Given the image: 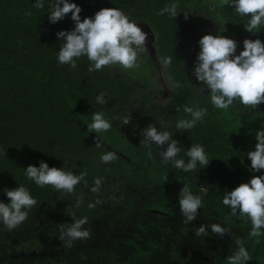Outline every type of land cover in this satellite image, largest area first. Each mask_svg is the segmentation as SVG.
Returning <instances> with one entry per match:
<instances>
[{
    "label": "trees",
    "instance_id": "16d2710c",
    "mask_svg": "<svg viewBox=\"0 0 264 264\" xmlns=\"http://www.w3.org/2000/svg\"><path fill=\"white\" fill-rule=\"evenodd\" d=\"M33 2L0 0V196L4 195V188H14L20 184L36 200V204L27 209V218H31L41 204L54 209L56 192L59 191L50 185L39 187L24 175L25 166L38 165L43 160L50 167L85 174L84 180L74 186L72 193H59L70 198L73 205L72 212L65 218L68 222L73 223L81 217H87V221H90L99 214L93 210L106 202L112 193V190H108L111 173L100 162V156L110 150L143 162L146 171L155 170L163 178H169L168 182L176 188L168 191L166 198L160 201L174 203L177 200L174 198L176 192L183 186L197 195L194 181L188 182L184 177L146 160L121 137L113 120L120 125L129 117L122 110L139 103L137 87L115 73L111 66L89 72L90 62L84 56L77 60L75 69L58 64L56 53L62 41H57L55 33L74 26L69 18L70 13L56 23H49L47 12L51 10L52 0H45L43 8L33 7ZM73 2L81 8V19L91 17L102 7H114L130 20L144 23L152 30L158 61L161 63L162 58L172 57L171 64L166 68L161 64V68L163 77L173 85L174 91L164 104L152 102L149 94L145 101L153 116H161L165 130L171 131L172 138L182 146L178 158L186 161V149L191 144L202 145L206 155L218 161L217 166L221 171L213 173L218 181L223 179L224 184L246 182L253 172L247 166L250 161L245 152L221 142L210 132L203 119L187 131H176L175 123L191 118L184 108L195 107L194 101L201 87L191 72L199 51L197 41L201 27L197 17L202 21L206 17L220 21L224 31L238 42L240 50L245 38H259L264 42V29L256 34L248 33L243 24L247 23L249 17L236 14L234 8L224 4L223 0H175L178 10L175 18L158 14L173 0ZM200 4L204 6V11L198 8ZM101 92L107 98L105 105L98 104L95 99ZM114 109L121 111L115 114ZM94 112H103L110 120L112 126L108 131L93 133L87 130L86 124L91 123ZM96 178L101 180V184L96 192H92L90 189ZM224 191L227 190L220 186L210 188L203 198V202L207 200L209 204H202L200 209H211L220 220L247 219L230 214L229 209L221 203ZM77 199L81 201L79 206H76ZM90 203L93 204L92 208L88 207ZM263 263L264 236L255 245L246 264Z\"/></svg>",
    "mask_w": 264,
    "mask_h": 264
},
{
    "label": "clouds",
    "instance_id": "9594fccd",
    "mask_svg": "<svg viewBox=\"0 0 264 264\" xmlns=\"http://www.w3.org/2000/svg\"><path fill=\"white\" fill-rule=\"evenodd\" d=\"M236 14L248 16V21L243 24L244 29L251 34H256L264 29V0H223ZM45 0H34L33 7L43 8ZM81 8L73 0H52L51 10L47 12L49 23H56L70 13L73 27L70 30H59L55 33L57 41H62L56 53L57 63L68 65L69 69L77 67V60L82 56L90 62L88 71H99L105 66H120L124 69L137 67L138 56L146 47L147 33L138 26L136 21L130 20L121 10L114 7H102L91 17L81 19ZM159 15L175 18L178 14L177 3L165 5L159 10ZM215 35L205 33L199 37L197 43L199 51L196 54L192 75L200 82L202 92L209 94L211 104L220 110H226L238 102L244 106L257 107L264 104V42L259 38L243 39L242 49L237 54V43L233 39L220 33ZM172 62V57L161 60L165 68ZM96 102L107 104L103 92L96 96ZM206 109L200 107H185L184 112L190 119H180L175 123L177 130L187 131L192 129L197 121L206 115ZM130 118L124 120V124ZM112 124L103 112H94L91 123L86 124L87 130L93 133L106 132ZM142 147L148 159L153 158V147L159 149V163L170 165L184 172H197L209 163L202 145L191 144L185 152L187 160L178 158L182 146L172 138V132L165 130L162 123H149L142 132ZM254 148L246 152L250 161L247 165L252 175L246 182H241L231 190L224 191L221 203L226 206L232 216L247 217L250 221L248 236L259 239L264 236V125L254 132ZM96 139V137H95ZM163 150H161V146ZM99 147V144L97 143ZM116 153L108 151L100 156L101 163H110L116 159ZM216 158V157H213ZM24 175L35 185L44 187L50 185L61 193H72L74 186L84 180V173H73L61 167H50L41 160L38 165L29 164L24 167ZM101 180L96 178L90 191L96 192ZM3 193L7 203L0 200V225L12 230L27 218V209L36 204L27 188L18 184L14 188H4ZM80 200L77 199L76 206ZM202 200L198 195L192 194L187 186L179 190L178 211L184 224H191L201 208ZM89 208L93 204L88 205ZM87 217L75 220L61 231L59 239L65 245L71 246L73 241L89 238L90 232L84 225ZM228 228L219 223H201L195 228L193 235L196 237H224ZM236 251L226 258V264H246L250 260L249 251L241 240H236Z\"/></svg>",
    "mask_w": 264,
    "mask_h": 264
},
{
    "label": "rangeland",
    "instance_id": "374dc122",
    "mask_svg": "<svg viewBox=\"0 0 264 264\" xmlns=\"http://www.w3.org/2000/svg\"><path fill=\"white\" fill-rule=\"evenodd\" d=\"M201 6L202 4L198 8L204 11V6ZM197 20L200 23L201 36L205 33H211L210 30L215 26L221 27L218 24L220 21L217 20L215 24L208 17L204 21L197 17ZM137 24L147 33L146 47L144 52L138 56L137 67L124 69L120 66H111V68L115 73L121 74L129 81L135 83L140 90L152 95V102L157 101L164 104L173 93L174 87L163 77V69L153 46L154 35L152 30L144 23ZM216 32L211 34L215 35ZM220 34L234 40L226 31ZM236 43V52L238 54L240 46L237 41ZM206 93V91L202 92L199 90V94L194 101L195 107L207 110L203 120H212V124L215 125L214 131L216 135L229 140L230 144H233L238 150L245 153L252 150L255 144L254 132L264 125V104L252 107L234 102L228 109L220 110L211 104L209 94L207 93L206 95ZM122 111L132 113L133 116L127 124L122 123V125L118 126L116 121L113 120L114 124L127 137L128 141L134 145L135 149L145 155V149L142 147L143 129L149 123H161V116L159 114L153 116L151 110L142 103L129 106ZM113 112L117 114L119 109H114ZM221 118H224L226 122L223 123ZM163 147H166V145L161 146V150H163ZM152 152V159L159 161L160 157L157 154L159 149L153 147ZM116 156L119 155L116 154ZM104 164H109L114 169H112L113 171L128 172L126 168L123 171L117 158L110 163ZM129 166L133 169L131 163ZM207 166L213 169L211 165L208 164ZM207 171L211 172L209 169ZM119 175L121 174L119 173ZM252 175L259 174L251 173L250 176ZM205 181L208 182L209 179H205ZM196 182H204V180L196 178ZM132 183L134 184L133 188L138 184V182ZM239 183L234 181L225 184V189L231 190ZM128 186L129 183H123V190H121L123 197L135 192L133 188L130 189ZM114 188L115 196L119 192V188L115 184ZM56 196L57 202L54 209L51 210L47 205L41 204L31 218H26L14 229L8 230L0 225V264H34L38 262H42V264H60L61 262H66L67 264H90L91 261L99 263L97 261L100 260L102 254L113 251V248H119L120 254H123V251L127 252L129 249H139L142 252L141 255L146 256L151 264H175L171 254H161L160 252L164 250L158 249L157 246L167 243L169 237V235L161 233V225L168 227L170 220L179 221L183 219L178 210L168 216L166 209L158 206H149L148 204H143V202L140 204H102L100 206L102 214L90 224L84 225L90 232L89 238L76 240L69 247L59 237L61 231L72 224L65 221V216L71 211L73 205L67 196H63L59 192H56ZM0 200L5 202V195L0 196ZM123 200V198L115 196V202L123 203ZM129 205L132 206L133 211H131ZM197 218L191 224H187L188 232L192 230V234L201 223L206 225L219 223L211 216L200 217L204 218L200 220L201 222ZM245 220L242 219L240 224L231 225V229L229 228L228 233L222 238L213 236L211 233V237H203L207 247L210 248L209 252H211V248H216L219 244L222 246V253L230 255L236 251L235 241L241 240L249 254L253 253L255 244L262 236L258 240L250 238L248 232L251 226L246 225ZM154 223L160 225L155 226L153 225ZM219 224L224 226L225 223ZM37 245H39V248ZM27 248L30 249L28 251L30 253L25 252ZM180 251L181 248L176 252ZM186 251L188 249L184 252ZM192 253H194V250ZM131 258L136 260L138 257ZM131 264H136V262L133 261Z\"/></svg>",
    "mask_w": 264,
    "mask_h": 264
},
{
    "label": "flooded vegetation",
    "instance_id": "af4514ba",
    "mask_svg": "<svg viewBox=\"0 0 264 264\" xmlns=\"http://www.w3.org/2000/svg\"><path fill=\"white\" fill-rule=\"evenodd\" d=\"M205 13L207 14V11ZM213 22L214 23L217 22V19L214 20ZM218 24L221 27H219V26L213 27V29L210 30L211 33L219 31L220 29L223 28L221 22H219ZM200 36H201V34H200ZM125 80L137 87V85L135 83L129 81L127 78H125ZM136 95L138 96V102L142 103L146 108H148L146 101H145L146 95H148V94L145 93V91L140 90V88H137L136 89ZM206 95H207V93H206ZM169 98H170V96H169ZM120 111L121 110H119V112ZM125 114L129 116L127 118H131L133 116L132 113H126L125 112ZM221 119H222L223 123L226 122L224 120V118H221ZM124 120L120 123V125H122V123H124ZM204 123L206 124V126L208 127L210 132L213 135H215L221 142H223L226 145H230V146L232 145L234 148L237 149V147H235L233 144H230L229 140H225V139L218 137L216 135V133L214 131L215 125L212 124V120L205 121ZM120 125H118V126H120ZM115 126L117 127V125H115ZM118 130L120 131V129H118ZM120 134H121V137L127 143H131L128 141L127 137L121 131H120ZM131 145L134 147V145L132 143H131ZM134 149H135V147H134ZM110 151L119 155L116 157L118 159L120 167L122 166L123 171H124V168H126L128 172H126V171H124V172L120 171L119 172V170L113 171L114 169L112 167H110L109 164L105 165L104 163H102V164H104L106 169L111 173V178H110L111 184H110L108 190H112V193H111V195L108 196L109 199L106 200V203L102 202L99 206H97L93 210V212H98L99 214L96 217H92L91 220L87 221L86 224H90L91 222H93V220L97 219L100 216V214H102V210H101L100 206L102 204H108V203H110V204H140L141 202H143V204H148L149 206H158L160 208L166 209L168 212L166 214L168 216H171L173 214L172 212L178 210L179 191L176 192L177 195L174 196V198L177 199V200H175L174 203L168 204L165 201H160V200L166 198V196H167L166 194L168 191L173 189V187H174V189L176 188L175 185H172L170 182H168L169 181L168 177L165 176V178H163L161 176V173H159L158 171L156 172L155 170H147L146 171L145 170L146 164H144L141 161L131 160L128 156H126V154H124L122 152H119L116 150L115 151L110 150ZM135 151H137V150L135 149ZM144 157L146 158V160L151 161L155 165H158L162 168H165L167 171L171 172L172 174H178L179 176L184 177L188 182L194 181V184L196 185V188H197L196 194L201 197L202 204H209V201H207V200H205L206 203H204L203 198L208 194V190L210 188H213L214 186H218V187L220 186V187L225 189V184L223 183V179H222V181H218L215 178V176H213V173H217V172L221 171V170H219V167L217 166L218 161H216V160H211V159L209 160L208 164L211 165L213 167V169L211 167L206 166L203 169H199L197 172L193 173V172H184L181 170H177L175 168H172L170 165H162L159 163L158 160L148 159L145 155H144ZM215 161H216V163H215ZM130 163H131V166L133 167V169L129 166ZM133 163H135V164H133ZM208 169L211 170V172H208L207 171ZM222 171H224V170H222ZM119 173L121 175H119ZM183 173H185V174H183ZM196 178H201V180L203 179L204 182H196ZM205 179H209V181L206 182ZM132 182H138V184L136 185L135 188H133L134 184ZM123 183H129L128 188H130V189L133 188L135 190V192L134 193L131 192V194L123 197V194L121 193V190H123ZM114 184L119 188V192L115 196H117L118 198H123L125 200V201L123 200V203H120L119 201L115 202ZM172 199H173V197L170 196V200H172ZM129 206L131 208V211H133L132 206L131 205H129ZM72 209H73V207H72ZM72 209L67 215H69L72 212ZM66 216H65V218H66ZM198 216H199V218H197V220H199V221L201 219H204V218H200L202 216H211L217 222L223 223V224L225 223L226 225L224 224V226H226L228 228V230L231 229L230 228L231 225L240 224V221L242 219H244V218H240V219H235L233 221L220 220L219 218H217L212 213L211 209H207V210L199 209ZM205 220H208V219H205ZM65 221L68 222L66 219H65ZM245 221L247 223L246 225L251 226L250 221L248 219H246ZM68 223H71V222H68ZM153 225L159 226L160 224L154 223ZM160 228H161V233L165 234V235H169V237H168L167 243H162L161 245L157 246V248L164 250L163 252H160L161 254H171V257L173 258L175 264H226L224 262H226V258L229 256V254L222 253V251H223L222 246L218 244V246L216 248H211V252H209L210 248L207 247L205 239L203 237H196L195 235H193L191 233L192 230H191V232L190 231L188 232L187 224H184L182 222V220H179V221L170 220L168 227L161 225ZM249 229H250V227H249ZM74 243H75V241L72 242V244H74ZM37 247L39 248V245H37ZM180 248H181V251L176 252ZM254 248H255V246H254ZM134 249H137V248H134ZM186 249H188V251L184 252ZM147 250H150V249H147ZM193 250H194V253H192ZM28 251H30L29 248H27L25 252L30 253ZM128 251H129V253H128ZM128 251L127 252L123 251L124 253L120 254L119 248H113V251L106 252V253L102 254V256L100 257V260L97 261L99 263H96L95 261H91L90 264H131L133 261L136 262V264H144V262H146V264H151L150 260L146 256L141 255L142 252H140L139 249H137V250L129 249ZM251 254H253V253H251ZM251 254H249V255H251ZM135 256L138 258L136 260H133L131 257H135ZM60 262H58V263H60ZM34 264H42V262H38V263H34ZM60 264H67V263L61 262Z\"/></svg>",
    "mask_w": 264,
    "mask_h": 264
}]
</instances>
